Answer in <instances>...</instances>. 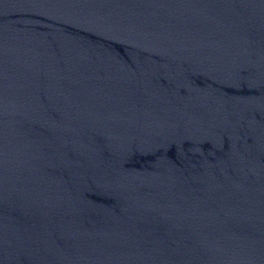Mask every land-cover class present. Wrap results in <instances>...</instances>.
Here are the masks:
<instances>
[{
	"label": "water",
	"instance_id": "water-1",
	"mask_svg": "<svg viewBox=\"0 0 264 264\" xmlns=\"http://www.w3.org/2000/svg\"><path fill=\"white\" fill-rule=\"evenodd\" d=\"M0 264H264V119L0 83Z\"/></svg>",
	"mask_w": 264,
	"mask_h": 264
}]
</instances>
